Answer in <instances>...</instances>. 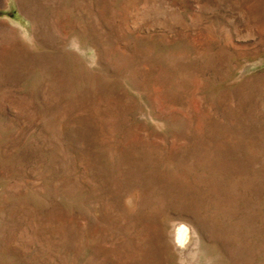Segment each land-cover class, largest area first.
Listing matches in <instances>:
<instances>
[{
	"label": "rangeland",
	"instance_id": "rangeland-1",
	"mask_svg": "<svg viewBox=\"0 0 264 264\" xmlns=\"http://www.w3.org/2000/svg\"><path fill=\"white\" fill-rule=\"evenodd\" d=\"M0 264H264V0H0Z\"/></svg>",
	"mask_w": 264,
	"mask_h": 264
},
{
	"label": "bare ground",
	"instance_id": "bare-ground-1",
	"mask_svg": "<svg viewBox=\"0 0 264 264\" xmlns=\"http://www.w3.org/2000/svg\"><path fill=\"white\" fill-rule=\"evenodd\" d=\"M176 243L182 246L187 239V228L185 226H180L176 233Z\"/></svg>",
	"mask_w": 264,
	"mask_h": 264
}]
</instances>
